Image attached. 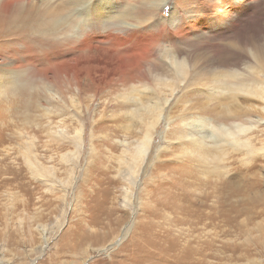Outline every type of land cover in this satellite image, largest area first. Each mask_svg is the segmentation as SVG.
Segmentation results:
<instances>
[{
    "label": "rangeland",
    "instance_id": "374dc122",
    "mask_svg": "<svg viewBox=\"0 0 264 264\" xmlns=\"http://www.w3.org/2000/svg\"><path fill=\"white\" fill-rule=\"evenodd\" d=\"M137 1L130 3L135 5ZM230 2L166 0L150 24L127 23L128 29L114 33L123 37L118 40V51L125 52L131 62L148 55L144 58L157 66L162 60L169 61L163 55L166 51L178 59L188 55L197 60L211 55L220 64L230 66L239 56L230 38L212 39L207 29L200 34L183 29L188 18L201 19L205 14L211 17L219 5L227 11ZM183 5L189 8L187 12L182 11ZM169 10L173 11L170 19ZM249 24L255 26L252 21ZM249 38L246 35L244 40ZM105 47L112 50L109 43ZM175 47L182 53L177 54ZM144 65L147 70L148 64ZM2 70L17 78L21 72L28 78L33 73V69L12 58L6 62L0 58V75H4ZM63 74L59 72L65 100L47 86L40 88L31 111L15 101L0 100V264H264V210L257 204L248 214L231 213L213 196L200 198L198 192L208 184L195 182L189 189L195 188L194 193L207 204L200 207L198 222L156 205V201L166 199L165 182L178 186L183 182L179 176L188 171L186 165L195 168V160L184 153L185 146L168 137L178 128L175 115L181 107L176 104L177 90L164 105L141 167L128 187L118 171V160L139 135L138 128L133 127L130 133L124 129L129 121L125 119L127 101L121 95L129 85L117 82L111 87H89L82 83L84 88L78 91L74 80L66 81ZM152 74L155 72L148 77V88L155 87ZM49 97L56 100L51 102ZM71 99H75V106ZM258 112L251 117L253 121L261 112L264 114L262 109ZM80 124L82 141L76 147L69 143V137ZM250 125L251 135L263 133L264 124ZM25 142L35 144V162L51 169L49 181L31 174L21 152ZM256 163L255 170L262 175L264 162ZM259 185L264 192V185ZM217 204L215 210L221 215L215 214L211 220L209 214L215 211L208 206Z\"/></svg>",
    "mask_w": 264,
    "mask_h": 264
},
{
    "label": "bare ground",
    "instance_id": "6f19581e",
    "mask_svg": "<svg viewBox=\"0 0 264 264\" xmlns=\"http://www.w3.org/2000/svg\"><path fill=\"white\" fill-rule=\"evenodd\" d=\"M130 1L0 0V58L4 62L16 59L20 65L33 69L29 78L21 72L19 79L2 70L0 100L15 101L30 110L37 104L43 86L65 100L67 95L63 93L64 89L62 91L65 85L61 86V71L66 81L74 80L78 91L84 88L82 83L89 87L99 84L111 87L117 82L129 85L121 95L127 101L124 102L127 106L125 119L129 121L124 129L130 133L133 127L134 130L138 128L139 135L138 141L122 152L118 171L131 187L161 120L163 107L177 90L176 104L180 103L181 107L175 115L178 128L170 131L168 137L185 146L182 147L184 153L195 160H192L195 170L186 165L188 171L179 176L185 184L176 186L165 182L166 199L156 201V205L181 213L192 223L198 222L200 207L207 205L203 199L211 196L234 214H248L256 204L264 210V192L259 185H264V173L260 175V171L255 170L256 161L264 162V128L260 136L249 132L252 122L264 124L262 112L257 121L251 119L260 109L264 111V2L231 0L227 11L222 5L217 6L218 10L211 6V10L217 12L211 17L205 14L201 19L188 18L183 29L190 33L210 31L212 39L230 38L239 55L238 61L230 66L220 64L218 58L211 55L204 59L196 56L197 60L188 55L178 59L167 51L163 55L169 61L162 60L157 66L144 58L148 55L129 61L123 50V53L118 51V40L123 37L114 36V33L128 29L127 23L150 24L166 0H139L135 5ZM256 1L260 3L253 4ZM91 3L94 5L88 8ZM138 5L142 8H137ZM188 9L186 5L182 6V11ZM169 12L168 19L173 14L172 10ZM249 21L255 26H250ZM229 33L234 35L228 36ZM246 35L250 36V41L244 40ZM251 37L254 38L251 40ZM107 43L112 50L106 49ZM175 50L177 54L182 53L179 48L175 47ZM144 64H148L147 70L142 67ZM152 72H155L152 74L155 87L148 88V77L151 78ZM51 98V102L56 100V97L55 100ZM74 100L71 99V103ZM71 105L75 106L74 102ZM81 132L80 124L69 137V143L76 147L80 145ZM50 138L58 141L54 135ZM34 146L31 142L22 143L25 162L32 175L43 176L49 181L52 171L35 162ZM98 173L103 174L102 171ZM100 179L102 185L103 178ZM195 182L203 186L208 184L204 186L205 190H198V196L203 199L194 193L195 188L189 189ZM208 207L215 211L209 214L210 219L215 214L221 215L215 210L218 204Z\"/></svg>",
    "mask_w": 264,
    "mask_h": 264
},
{
    "label": "water",
    "instance_id": "95a60500",
    "mask_svg": "<svg viewBox=\"0 0 264 264\" xmlns=\"http://www.w3.org/2000/svg\"><path fill=\"white\" fill-rule=\"evenodd\" d=\"M119 240V239H118ZM118 242V241H117Z\"/></svg>",
    "mask_w": 264,
    "mask_h": 264
}]
</instances>
